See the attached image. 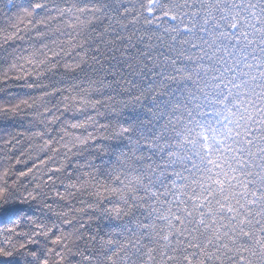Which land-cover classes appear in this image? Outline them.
Instances as JSON below:
<instances>
[{"label":"snow or ice","instance_id":"obj_1","mask_svg":"<svg viewBox=\"0 0 264 264\" xmlns=\"http://www.w3.org/2000/svg\"><path fill=\"white\" fill-rule=\"evenodd\" d=\"M0 41V264H264V0H0Z\"/></svg>","mask_w":264,"mask_h":264},{"label":"trees","instance_id":"obj_2","mask_svg":"<svg viewBox=\"0 0 264 264\" xmlns=\"http://www.w3.org/2000/svg\"><path fill=\"white\" fill-rule=\"evenodd\" d=\"M0 45H2V41H0ZM15 45H13L14 47ZM11 49H9L10 51ZM7 65H2V67H6ZM2 87V85H0ZM31 91L28 89H14L12 95L15 96V99L11 100V103H15L19 99L27 98V95H31ZM9 102L8 97L6 95H0V103ZM83 119V117H81ZM103 122V121H101ZM15 121H6V120H0V135H7L10 132H16V131H22L21 128H18L15 126ZM7 167V164L4 163L2 160H0V168ZM28 167H31V164L28 165ZM25 168L23 166H19L16 171H23ZM61 191H63L61 189ZM8 224H0V229L9 227Z\"/></svg>","mask_w":264,"mask_h":264}]
</instances>
